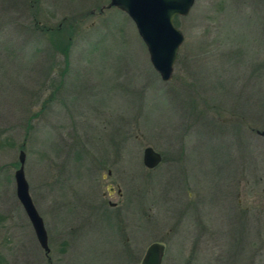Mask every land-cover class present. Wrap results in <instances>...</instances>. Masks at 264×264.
Listing matches in <instances>:
<instances>
[{
  "label": "rangeland",
  "instance_id": "1",
  "mask_svg": "<svg viewBox=\"0 0 264 264\" xmlns=\"http://www.w3.org/2000/svg\"><path fill=\"white\" fill-rule=\"evenodd\" d=\"M110 1L0 0V264H140L154 242L163 264H264V0L176 16L169 81Z\"/></svg>",
  "mask_w": 264,
  "mask_h": 264
},
{
  "label": "water",
  "instance_id": "2",
  "mask_svg": "<svg viewBox=\"0 0 264 264\" xmlns=\"http://www.w3.org/2000/svg\"><path fill=\"white\" fill-rule=\"evenodd\" d=\"M196 0H111L101 11L117 7L134 21L139 35L147 46L151 63L162 80L173 78L178 52L185 40L184 33L175 25L176 16H187ZM264 136V131H257ZM20 167L15 172L16 191L19 201L28 215L37 239L46 254L50 252L48 232L43 217L36 208L30 194L25 174L26 152L20 151ZM143 162L148 168H155L162 162V155L152 146L144 149ZM164 244L152 243L141 264H161Z\"/></svg>",
  "mask_w": 264,
  "mask_h": 264
},
{
  "label": "flooded vegetation",
  "instance_id": "3",
  "mask_svg": "<svg viewBox=\"0 0 264 264\" xmlns=\"http://www.w3.org/2000/svg\"><path fill=\"white\" fill-rule=\"evenodd\" d=\"M162 155V154H161ZM162 160H163V156H162ZM117 163V162H116ZM149 169H154V168H149ZM109 173L110 174H112V170H109ZM114 193H117L120 197H122L123 196V191H122V188L120 187V185H119V183H117L116 184V186L114 185V184H110L109 185V191H105L104 193H103V197L105 198L107 195H112V194H114ZM241 203H242V200L240 199L239 200ZM109 204L111 205V206H113V207H116L117 205H118V203L117 202H112V201H109ZM162 244H164V243H162ZM150 246V245H149ZM164 246H165V249H164V256H165V253H166V245L164 244ZM149 248V247H148ZM148 248H147V250H148ZM147 250H146V252H147ZM50 252H51V250H50ZM50 252L48 253V254H46V256L50 259ZM146 252H145V254H146ZM145 256V255H144ZM164 256H163V260H162V263L161 264H163V261H164ZM143 259H144V257H143ZM143 259L141 260V263H142V261H143ZM140 263V264H141Z\"/></svg>",
  "mask_w": 264,
  "mask_h": 264
},
{
  "label": "trees",
  "instance_id": "4",
  "mask_svg": "<svg viewBox=\"0 0 264 264\" xmlns=\"http://www.w3.org/2000/svg\"><path fill=\"white\" fill-rule=\"evenodd\" d=\"M56 32H59L60 33V30H57Z\"/></svg>",
  "mask_w": 264,
  "mask_h": 264
}]
</instances>
